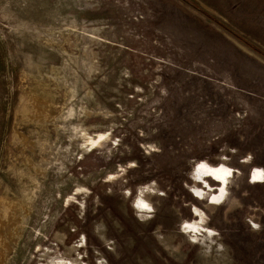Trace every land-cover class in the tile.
I'll return each instance as SVG.
<instances>
[{
	"label": "rangeland",
	"instance_id": "1",
	"mask_svg": "<svg viewBox=\"0 0 264 264\" xmlns=\"http://www.w3.org/2000/svg\"><path fill=\"white\" fill-rule=\"evenodd\" d=\"M0 264H264V0H0Z\"/></svg>",
	"mask_w": 264,
	"mask_h": 264
},
{
	"label": "bare ground",
	"instance_id": "2",
	"mask_svg": "<svg viewBox=\"0 0 264 264\" xmlns=\"http://www.w3.org/2000/svg\"><path fill=\"white\" fill-rule=\"evenodd\" d=\"M202 161V160H201ZM196 170V169H195ZM234 170V169H233ZM197 171L198 173L207 176L209 178H215L218 180V182L222 183V186L220 188V194L214 193L213 194V199L218 200L222 196L224 192V183L227 181V177L230 175L231 170L227 165L225 164H218V165H213L205 162L204 160L202 162H199L197 165ZM194 173V172H193ZM256 173V172H255ZM259 173V171H258ZM257 173V174H258ZM261 173V172H260ZM253 176V175H252ZM261 176V175H260ZM201 178V177H200ZM210 180V179H209ZM215 181V180H214ZM257 182V181H256ZM206 187V186H205ZM194 188V187H193ZM198 194H201L202 191L199 189H196ZM217 191V190H216ZM215 191V192H216ZM227 191V190H226ZM204 193V192H203ZM225 195V194H224ZM191 226V225H190ZM197 236V235H196Z\"/></svg>",
	"mask_w": 264,
	"mask_h": 264
}]
</instances>
